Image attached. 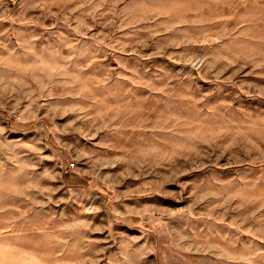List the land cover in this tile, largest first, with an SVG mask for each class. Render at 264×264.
Masks as SVG:
<instances>
[{
  "label": "rangeland",
  "instance_id": "1",
  "mask_svg": "<svg viewBox=\"0 0 264 264\" xmlns=\"http://www.w3.org/2000/svg\"><path fill=\"white\" fill-rule=\"evenodd\" d=\"M0 264H264V0H0Z\"/></svg>",
  "mask_w": 264,
  "mask_h": 264
},
{
  "label": "built area",
  "instance_id": "2",
  "mask_svg": "<svg viewBox=\"0 0 264 264\" xmlns=\"http://www.w3.org/2000/svg\"><path fill=\"white\" fill-rule=\"evenodd\" d=\"M74 162H70V166H73Z\"/></svg>",
  "mask_w": 264,
  "mask_h": 264
}]
</instances>
